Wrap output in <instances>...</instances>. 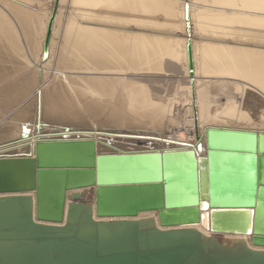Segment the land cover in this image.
<instances>
[{
    "label": "bare ground",
    "instance_id": "obj_1",
    "mask_svg": "<svg viewBox=\"0 0 264 264\" xmlns=\"http://www.w3.org/2000/svg\"><path fill=\"white\" fill-rule=\"evenodd\" d=\"M40 1L0 0V113L23 83L32 87L31 100L18 105L14 117L0 116V156L33 155L36 141L69 139H94L96 154L188 149L200 141L197 153L204 155L208 128L264 132V108L256 120V112L244 109L264 104V0H59L54 12L57 0H45L42 14ZM165 74L175 76L177 88L184 86L190 112L185 136L121 133L80 123L82 114L105 110L120 124L126 117L121 118L122 107L130 113L150 105L169 111L156 106L149 86ZM70 83L77 85L75 99L85 102L80 109L64 99ZM252 87L261 98L248 94ZM9 118L19 121L11 126ZM211 137L218 146L248 144L216 133ZM260 145L264 148V138ZM91 190L81 188V198ZM192 226L206 232L202 223Z\"/></svg>",
    "mask_w": 264,
    "mask_h": 264
},
{
    "label": "water",
    "instance_id": "obj_2",
    "mask_svg": "<svg viewBox=\"0 0 264 264\" xmlns=\"http://www.w3.org/2000/svg\"><path fill=\"white\" fill-rule=\"evenodd\" d=\"M213 133L248 144L218 146ZM262 138L208 128L204 155L200 141L96 154L94 139H69L0 156V264H264Z\"/></svg>",
    "mask_w": 264,
    "mask_h": 264
},
{
    "label": "rangeland",
    "instance_id": "obj_3",
    "mask_svg": "<svg viewBox=\"0 0 264 264\" xmlns=\"http://www.w3.org/2000/svg\"><path fill=\"white\" fill-rule=\"evenodd\" d=\"M42 1H40V2H42ZM24 2L27 3V1H24ZM30 3H31V5L33 4L35 6L37 4V3L34 4L33 2H30ZM30 3L28 2V4H30ZM44 3H45V0H44V2L39 3V4H41L38 7V9H40V10H38V12L40 11L39 12L40 14L43 13L41 6ZM56 4H57L56 6L53 5V7H52V11L53 12H54V10L55 11L57 10L58 4H59V0L56 1ZM37 6H38V4H37ZM36 10H37V8H36ZM40 17H42V16H40ZM180 78H182V80H185L183 77H180ZM154 80H153L154 83L153 82L152 83L150 82L152 80L149 81L151 83V84L149 83L150 84L149 85L150 86V89H152V93L154 94L152 97H153V99L156 100V101L154 100V102L156 103L159 100V102L156 103V106H157V104L158 105L159 104L165 105L166 107L169 106L170 107V110L169 111L168 110H161L162 111L161 112V111H159L157 109H154L153 106H155V105H150L152 108H150V107H148V108H141V110L140 109H137V111L130 113V112H126L127 110L124 107H122V110H121V113H122L121 114V118L124 117L123 115H125L127 118L124 117V119H123L124 121L123 122L121 121L120 124H118L116 122H112L108 118L105 110H104L105 113L103 112V113H101L99 115H89V114H87V112H86V114H82L81 115L82 120H81L80 123L83 126H86V127L102 128V129L105 128L104 130H110V127H111L112 128L111 129L112 131H120L121 133L124 132V133H132V134H135L137 132V133H140V134L141 133L158 134V133H160L162 131L164 134H168V133H171V131H178V132L181 133V134L179 133L181 136H185L186 134H185L184 129H183L184 128V120L186 119V117L188 116V114H190V112L187 113L186 112L187 110L185 109V108H187V105H188L187 102L188 101H185V100H187V96H185L186 93L183 90L184 89V86L182 88H180V87L177 88L176 87V83L177 82H176L175 76H171V75L168 76V75L165 74L162 77V80H161V78H156ZM25 83H23L22 88H21L20 91H19V89L17 90L18 91L17 92V95H15V96H13V97L10 98V101L6 104L5 112L4 113H0V116L3 114L4 117H6V116H9L10 118L14 117V114L16 112V109H17L18 105L19 106H22V104H23V106H24L26 103H28L31 100L30 99L31 98L30 95H31V92H32V87L31 86H28V84L25 85ZM70 84L68 85V89L66 91L67 92V95H64V99L67 101V103H69L72 106V109L73 110L80 109V107L82 105H84L85 102L84 101H81L80 102L79 99H77V98L75 99V97H76L75 95L79 96L78 95L79 94L78 93V89H76L77 88V85L75 83H70ZM173 84H174V86H173ZM70 87H71V89H70ZM216 89H218L217 91H219V90L221 91L220 87L219 88H216ZM71 90H72L73 93L71 92ZM222 90H224V89H222ZM76 91H77V93H76ZM184 93H185V95H183ZM248 94H250V96H252L253 94H256L257 96H259L260 93L255 88L252 87L251 90H248ZM121 98L123 100V97L122 96H121ZM246 98H248V97L246 96L245 99ZM259 98H261V97L259 96ZM263 103H264V101H263ZM263 108H264V104H261V105H259L256 108H253L250 105L249 106L246 105L244 109L247 110L249 113L256 112L255 113V116H254V118L256 120V118L258 117V113H260ZM144 109L146 110V112L148 111L147 114H146V112H145ZM149 109H151V110L154 109V110L152 112ZM179 109H180V111H179ZM124 110L127 113V115H129V116H127L126 113H124ZM176 110L179 111V112H177ZM183 110H184V112H183ZM160 113H162V114H160ZM155 114H156V116H155ZM185 114H187V115H185ZM141 116H142V118H141ZM26 117H29V115L26 116V114H25V117L24 118H26ZM128 118L129 119H132L131 122H130V120ZM167 120H168V122H167ZM16 121L18 123L19 120H11V119L8 120V122L10 123L11 126L12 125L15 126L14 124H17ZM128 121H129V123L127 124ZM174 121H176V122L174 123ZM123 123H125V124H123ZM125 151H128V150H125Z\"/></svg>",
    "mask_w": 264,
    "mask_h": 264
}]
</instances>
